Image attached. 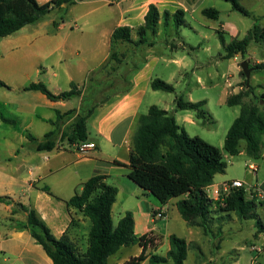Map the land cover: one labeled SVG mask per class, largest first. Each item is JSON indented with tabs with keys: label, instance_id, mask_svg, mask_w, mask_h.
Here are the masks:
<instances>
[{
	"label": "crops",
	"instance_id": "crops-1",
	"mask_svg": "<svg viewBox=\"0 0 264 264\" xmlns=\"http://www.w3.org/2000/svg\"><path fill=\"white\" fill-rule=\"evenodd\" d=\"M200 1L202 0H84L74 5L54 8L52 11H64L65 18L61 21L45 20V16L38 22L0 39V80L9 86L0 89V111L18 121V127H14L5 123L0 114V196L9 199L0 202V264H53L30 232L18 228L20 223L26 222L27 215L17 208L16 204L33 208L56 238L68 233L71 239L80 245L90 220L69 205V201L82 191L87 181L96 176L104 177V182L118 190L112 208L113 221L115 214L118 223L127 212H132L136 235H152L159 245V250L163 249L166 255L170 249V236L176 235L187 241L190 252L195 251L193 264H226L224 257L227 251L223 250L221 245L222 241L231 237L227 231L234 229L228 227L227 222L230 225L240 222L236 214L213 213L212 228L206 234L201 227H191L187 222L179 221L181 216L176 205L180 199L187 196L162 204L128 176L137 118L153 106L145 105V100L152 90V80H163L159 76L160 72H157L158 66H162L161 73L165 71L164 75L169 77V82L176 81L177 77L187 79L190 74L205 72L207 68V81L200 74L196 75L197 84L202 90H206L209 89L210 78L214 76L210 65L214 69L219 58L227 59L221 43L224 52H219L217 58L214 46L210 45V40L203 31L198 32L199 36L194 44L183 41L180 37L181 28L189 26L193 29L187 20L186 25L177 31L173 20L165 26L164 19L161 18L157 33L153 35L148 32L144 43L138 42L136 31L145 24L150 5H155L161 15L165 11L174 14L182 10L186 19L188 13L196 12ZM104 7L108 8L107 15L101 18L100 10ZM124 26L133 29V43H113V32L116 28ZM221 27L224 38L225 35L230 37V41L225 38L226 43L238 39L242 33L234 26L228 29L223 25ZM88 28L89 31L99 32L98 38L89 37L88 33H85ZM162 30L167 36L158 41L156 37L162 34ZM200 51L207 55L206 63L199 60L196 53ZM249 52L250 50L247 53ZM113 53H116L120 62L111 60ZM237 56L230 60H236ZM113 62L119 65L120 74L117 76L121 77L122 81L112 83L110 87H101L102 71ZM9 75L15 76L16 84L7 80ZM123 77H127V81ZM39 82L45 83L55 95L69 91L74 83L81 95L65 101H52L39 91L25 90L32 83ZM256 87L263 89V84L258 82ZM99 92H103L102 95L105 93L104 98L99 104H93ZM260 93L264 91L256 94ZM190 95L189 100L182 96L190 101L193 100ZM226 96L227 102L231 92L226 93ZM201 101H206L207 104V100ZM91 105L95 107L87 120L88 140L96 144V149L90 154L81 156L70 147L63 150L55 147L51 151H38L35 144L29 140L28 135L43 140L47 133L53 131L56 128L53 122L57 121L58 113L64 115L74 111L77 118L81 114L85 115ZM164 110L173 115L186 131L185 125L193 126L196 120H201L193 111L179 110L183 112L179 113L178 109L168 107ZM70 123L71 119L67 116L61 119L58 140L69 130ZM202 125L209 127L211 123L202 120ZM89 128L96 139L90 138ZM187 133L189 134L188 131ZM63 142L67 146V139ZM243 154L248 156L245 146L239 155ZM260 159L264 162V153ZM246 163L250 178H225L217 183L214 179L213 184L206 188L209 197L218 200V191L222 184L233 180L242 181L250 189L247 192L248 199L252 196L257 199V194L264 195V169L263 178L260 180L261 166ZM249 165H253L256 171L250 170ZM159 210L165 212V219L155 217ZM256 212L264 225V204L259 206ZM172 216L176 221L179 219L183 236L169 231ZM239 224L238 227L244 229L243 224ZM250 228L253 232L249 250L253 245L262 246L263 252L259 255L257 264H264V232L257 234L255 220ZM216 233L220 238L215 244L209 237ZM139 248L142 251L140 246Z\"/></svg>",
	"mask_w": 264,
	"mask_h": 264
},
{
	"label": "trees",
	"instance_id": "trees-1",
	"mask_svg": "<svg viewBox=\"0 0 264 264\" xmlns=\"http://www.w3.org/2000/svg\"><path fill=\"white\" fill-rule=\"evenodd\" d=\"M84 0H53L46 4H39L36 0H0V39L8 37L27 25L34 24L49 14L54 8L62 5H74ZM232 5L233 10L250 17L240 0H224ZM208 19L218 20L220 11L207 8L202 11ZM164 19L167 26L173 20L177 31L186 25L185 12L182 10L171 14L165 11L163 15L155 5H150L145 16V24L136 31L139 43L146 41L148 32L157 33L160 19ZM133 29L118 27L112 34V42L133 43ZM226 58L245 55L256 43L264 41V28L255 24L243 39H233L230 43L221 31L218 32ZM111 60L120 62L116 53ZM250 64V63H249ZM254 72L264 73V63L250 64ZM244 77L245 74L242 72ZM247 81V80H246ZM9 86L0 80V89ZM154 91L175 93V87L166 81L155 78L151 82ZM25 90L39 91L52 101L69 100L79 97L81 91L74 83L71 89L53 94L43 82L32 83ZM252 96L253 100L246 103L245 99ZM178 110L193 111L198 119L214 123L204 109L206 101H187L182 95L175 99ZM228 106H240L239 116L229 128L224 150L232 157L238 156L242 149L241 142H245V152L253 159L262 156L264 137V93L257 96L255 87H247L239 93L228 97ZM93 110L75 122L74 111L61 115L58 113L56 127L47 133L43 140L30 135L29 140L35 144L38 151H51L56 147L59 138V123L64 116L71 119L69 130L62 134V140L67 139L70 144L88 140L87 120ZM2 120L14 127H18L15 118L7 117L0 111ZM227 164L221 149L206 142L199 136H190L182 128L176 118L159 106H151L146 113L137 118V128L132 138L130 152L129 178L144 191L156 197L162 204L172 199L182 198L177 202V209L181 218L191 227H201L206 234L212 228V214L215 212L234 213L241 220H255L257 234L264 232V225L257 214V208L263 202L247 198L244 188L232 189L220 199H211L206 188L211 186L218 174H224ZM117 188L104 182V177L96 176L87 181L80 193L76 194L69 205L83 213L91 222L88 235V246L85 251L68 233L56 238L38 213L22 204L15 206L26 213L27 220L19 224V229L28 230L31 236L41 245L53 264H108L109 258L116 255L121 248L139 245L142 249L139 256L133 257L126 264H185L189 251V244L183 238L171 235L170 249L167 255L147 254L148 249L156 246V239L152 235L138 237L135 233V221L132 212H127L117 224L112 217V208L117 198ZM7 197L0 196V202H6Z\"/></svg>",
	"mask_w": 264,
	"mask_h": 264
},
{
	"label": "rangeland",
	"instance_id": "rangeland-1",
	"mask_svg": "<svg viewBox=\"0 0 264 264\" xmlns=\"http://www.w3.org/2000/svg\"><path fill=\"white\" fill-rule=\"evenodd\" d=\"M242 6L251 13L250 17L244 16L238 11L233 10L232 5L224 0H202L198 4V9L196 12L190 14L188 13L186 16L187 23L193 27L196 31H194L191 27H183L181 28L180 37L183 41H186L189 44H194V41L199 36V31H203L204 35L208 37L210 40V45H213L215 48V53L218 58L219 52H224L221 47L219 31H222V25L228 29L230 26H234L237 29L241 30V35L238 39H243L248 30L253 28L255 24L264 28V0H240ZM108 7V6H107ZM104 7L100 13L101 18L106 17V12L108 8ZM206 8H215L220 11V17L218 20L208 19L202 15L201 11ZM65 18V13L62 10L55 9L46 15L45 20H59ZM105 19V18H104ZM81 25V24H79ZM78 25V26H79ZM85 33H88L89 37L98 38L99 32L97 31H89L85 29ZM219 30V31H217ZM223 33V31H222ZM228 33V32H227ZM229 34V33H228ZM166 32L162 30V34L156 37V40H163L166 38ZM225 38L230 41V37L225 35ZM219 47V48H218ZM156 48V47H155ZM157 49V48H156ZM249 53L245 55L239 54L236 60L230 59H221L219 58L218 62L216 61L215 68L210 65V71L214 72V76L210 78L209 89L202 90V88L197 84V76L201 75L205 79L208 80L207 68L201 73H195L196 75L190 74V76L186 79H182L177 77L176 81L169 82V77L164 75L162 66H158L157 72L159 76L163 78L164 81L171 83L176 88V93H166L163 91L154 92L151 90L149 95L145 100V105H156L160 108H176V96L183 95L187 100H189L188 96L191 94V98L193 100H207V104L204 107L209 117L214 122V125L211 124L209 127L202 125V120H196V123L193 126L185 125V128L189 132L190 136H199L206 142L216 146L221 149L224 154V160L227 164L226 170L224 174H219L215 177V182H221L225 178H242L247 177L250 178L251 174L246 167V162L248 164L255 163L261 166L260 172V180L263 178V169L264 162L263 160H254L249 158L246 155H238L235 157L230 156L224 150V142L229 128L231 127L233 121L239 116L241 107L240 106H228L226 104V93L229 91L231 95H235L242 91L245 88V83H247L246 77L242 75L241 63L243 61H248L252 65H256L259 63H264V41H260L254 44L250 49ZM156 52V50H155ZM195 53L194 51H190ZM199 56V60L201 62H207V55L202 51L196 53ZM196 55V56H197ZM194 56V57H196ZM118 63H111L103 69V78L101 87H110L112 83L121 82V77L117 76L120 74L118 72ZM213 69V70H212ZM157 76V75H155ZM212 76V75H211ZM124 80L127 81V77H123ZM7 80L12 84H16L15 76L9 75ZM261 82L263 84V89H259L256 87V83ZM250 86L255 87V91L263 92L264 91V73L253 72L252 78L250 79ZM63 87V86H62ZM49 88V87H48ZM50 89V88H49ZM105 92V91H104ZM103 92H99L93 100V104H99L104 95ZM262 93L257 94L258 97L261 96ZM190 100V101H193ZM253 100L252 96L245 99L246 103H249ZM196 102V101H193ZM94 105L90 106L84 114H87L89 110L94 109ZM147 112V111H145ZM179 113V110H177ZM180 114H178L179 116ZM180 124L182 125L183 123ZM184 126V124L182 125ZM90 138L96 139L95 134L92 129L89 128ZM62 140V139H61ZM242 148L245 146V142H241ZM262 153H264V137L262 144ZM178 215V214H177ZM180 217V216H178ZM262 218H264V214H262ZM180 219V220H179ZM178 220L184 223L185 221L182 218ZM117 214L114 215V222L117 223ZM177 220V221H178ZM174 217H171L169 222V231L178 234L179 236H183L181 233L180 222H177ZM186 223V222H185ZM228 227L234 228L233 230H228L227 232L231 234V239H225L222 241V249L227 251V254L224 257V261L226 264H252V258L249 250V242L252 239L253 229L250 228V225L253 223V220H241L239 223L243 224L244 229L239 228V223L229 224ZM184 225V224H183ZM230 225V226H229ZM90 222L88 221V225L85 227L84 235L80 241V248L85 251L88 246V235L90 231ZM219 234H211L210 239L212 243H218ZM243 248V249H242ZM195 252V251H194ZM194 252L189 251V256L185 262V264H193L194 263ZM141 253L138 245L123 247L121 250L114 256L109 258L108 264H126L124 260H130L133 257L139 256ZM148 255L156 254L160 256L166 255L165 251L159 250V245L156 244L155 247H151L148 249ZM191 253V254H190ZM143 264H149V261L144 262ZM172 264V263H167Z\"/></svg>",
	"mask_w": 264,
	"mask_h": 264
},
{
	"label": "built area",
	"instance_id": "built-area-1",
	"mask_svg": "<svg viewBox=\"0 0 264 264\" xmlns=\"http://www.w3.org/2000/svg\"><path fill=\"white\" fill-rule=\"evenodd\" d=\"M37 2H40L41 4H46L49 3L53 0H36ZM62 136H60V139L58 140L56 147L63 150L66 147H70L73 148L79 155L81 156H86L88 154H90L92 151H94L96 149V144L90 141H82V142H78L75 144H70L68 142L67 146L64 144ZM248 168L252 171H256V168L253 165H249ZM235 188H244L246 192H249L250 189H248L246 187V184L243 183L242 181L239 180H233V181H229L226 183H223L220 190L218 191L219 194V199L221 197V195L226 196L232 189ZM257 200L259 202H263L264 203V195L263 194H257V199H255L253 196L251 197V200ZM155 217L159 218V219H165L166 215L165 212L163 210H159L158 212L155 213ZM250 252L252 255V264H257V260L259 255L263 252V247L260 245H253L250 248Z\"/></svg>",
	"mask_w": 264,
	"mask_h": 264
},
{
	"label": "water",
	"instance_id": "water-1",
	"mask_svg": "<svg viewBox=\"0 0 264 264\" xmlns=\"http://www.w3.org/2000/svg\"><path fill=\"white\" fill-rule=\"evenodd\" d=\"M241 68H242L243 73L246 76V79H247V87L249 88V86H250V79H251V75H252L253 69L250 67V64H249L248 61H243L241 63ZM80 118H81V116H78L75 119V122H77Z\"/></svg>",
	"mask_w": 264,
	"mask_h": 264
}]
</instances>
